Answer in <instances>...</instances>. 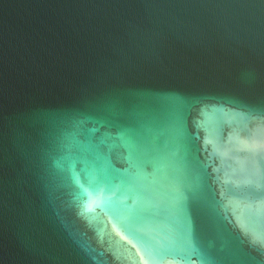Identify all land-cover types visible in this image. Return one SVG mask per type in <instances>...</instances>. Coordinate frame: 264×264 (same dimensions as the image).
I'll return each mask as SVG.
<instances>
[{
    "label": "water",
    "instance_id": "obj_1",
    "mask_svg": "<svg viewBox=\"0 0 264 264\" xmlns=\"http://www.w3.org/2000/svg\"><path fill=\"white\" fill-rule=\"evenodd\" d=\"M0 264H264V0H0Z\"/></svg>",
    "mask_w": 264,
    "mask_h": 264
}]
</instances>
